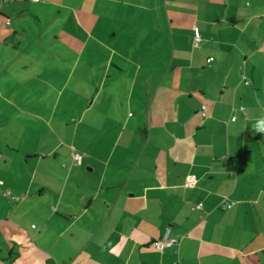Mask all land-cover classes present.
Returning <instances> with one entry per match:
<instances>
[{"label":"crops","instance_id":"1","mask_svg":"<svg viewBox=\"0 0 264 264\" xmlns=\"http://www.w3.org/2000/svg\"><path fill=\"white\" fill-rule=\"evenodd\" d=\"M260 116L264 0H0V264H264Z\"/></svg>","mask_w":264,"mask_h":264},{"label":"built area","instance_id":"2","mask_svg":"<svg viewBox=\"0 0 264 264\" xmlns=\"http://www.w3.org/2000/svg\"><path fill=\"white\" fill-rule=\"evenodd\" d=\"M34 2H39V0H33ZM201 41V36L197 30V28L194 29V35H193V45L194 46H197L198 43ZM213 61V58H208L207 59V63H211ZM242 80L243 82L248 85L249 84V80L246 79V77L243 75L242 76ZM240 110H243V108H240ZM200 115L202 118H206L207 117V110H206V107L205 105H202L201 108H200ZM235 117H231V122H234L235 121ZM73 159L74 161L77 163V164H80L81 163V156L78 155V154H74L73 155ZM196 182H195V178L193 176H189L187 177L186 181H185V184L184 186L186 188H193L195 186ZM3 196L5 197H10V192L9 191H5L2 193ZM202 203L198 204L196 206V209H201L202 208ZM233 206V203H226L225 201H222L221 203V208L223 210H227V209H230L231 207ZM34 228V226H32ZM177 241L175 239H171V240H168V239H164V240H161V241H156L154 243V247L157 249V250H162L163 248H166V247H171L172 245L176 244Z\"/></svg>","mask_w":264,"mask_h":264},{"label":"clouds","instance_id":"3","mask_svg":"<svg viewBox=\"0 0 264 264\" xmlns=\"http://www.w3.org/2000/svg\"><path fill=\"white\" fill-rule=\"evenodd\" d=\"M257 103H259V100H257ZM251 128L254 133L264 134V116L256 118Z\"/></svg>","mask_w":264,"mask_h":264}]
</instances>
